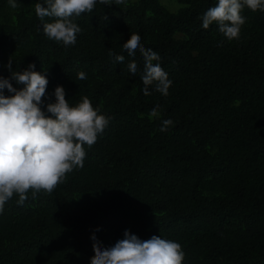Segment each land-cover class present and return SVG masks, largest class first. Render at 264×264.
I'll use <instances>...</instances> for the list:
<instances>
[{
	"label": "trees",
	"instance_id": "obj_1",
	"mask_svg": "<svg viewBox=\"0 0 264 264\" xmlns=\"http://www.w3.org/2000/svg\"><path fill=\"white\" fill-rule=\"evenodd\" d=\"M38 2L0 0V77L11 76L9 60L15 71L35 64L49 81L45 112L63 86L70 106L86 96L109 123L51 194L6 202L0 264H91L93 235L110 248L125 231L179 243L183 264H264V11L245 6L240 36L228 40L202 26L218 0H97L72 18L82 31L65 46L44 34ZM132 33L141 41L130 57ZM141 48L160 56L167 96L155 83L144 94Z\"/></svg>",
	"mask_w": 264,
	"mask_h": 264
},
{
	"label": "clouds",
	"instance_id": "obj_2",
	"mask_svg": "<svg viewBox=\"0 0 264 264\" xmlns=\"http://www.w3.org/2000/svg\"><path fill=\"white\" fill-rule=\"evenodd\" d=\"M125 2L115 0V5ZM96 3L97 0H40L35 4V13L48 39L71 46L82 31L72 18L91 13ZM99 3L113 5L112 0H99ZM8 4L13 9L18 7L16 0H8ZM245 6L253 12L264 11V0H218L203 15L202 26L208 29L216 24L228 40L238 39L246 22L241 15ZM45 18H52L53 22H46ZM140 41L139 34H131L123 44L128 56L135 55ZM140 51L144 57L140 77L144 94L150 95L149 86L155 83L156 91L167 96L172 81L159 63H153L160 56L151 49ZM115 60L122 64L125 57L118 55ZM7 68L11 76L0 77V213L14 194L19 196L17 203L23 205L29 191L33 197L42 191L51 194L67 173L82 169L86 157L84 145L91 148L109 123V118L98 114L99 109H94L86 96L76 106H70L63 86L56 87L55 102L47 103L45 112L42 106L49 83L46 75L34 71L35 64L24 71H15L9 60ZM128 70L136 74L134 60L128 64ZM78 79H86V74L78 73ZM12 81L23 87H14ZM5 89L10 95H5ZM159 115V107L150 111L151 117ZM172 124L171 119L164 120L160 130L167 131ZM92 239L95 255L91 264H183L185 258L179 243L160 236L141 240L125 231L124 238L110 248H103L95 235Z\"/></svg>",
	"mask_w": 264,
	"mask_h": 264
},
{
	"label": "rangeland",
	"instance_id": "obj_3",
	"mask_svg": "<svg viewBox=\"0 0 264 264\" xmlns=\"http://www.w3.org/2000/svg\"><path fill=\"white\" fill-rule=\"evenodd\" d=\"M164 4H166L165 2L169 3L170 0H162Z\"/></svg>",
	"mask_w": 264,
	"mask_h": 264
}]
</instances>
